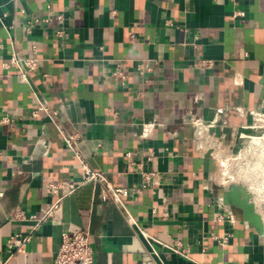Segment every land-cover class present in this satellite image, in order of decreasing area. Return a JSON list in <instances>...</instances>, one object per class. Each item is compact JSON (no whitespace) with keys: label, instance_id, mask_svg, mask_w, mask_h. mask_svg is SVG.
<instances>
[{"label":"crops","instance_id":"0c3cea01","mask_svg":"<svg viewBox=\"0 0 264 264\" xmlns=\"http://www.w3.org/2000/svg\"><path fill=\"white\" fill-rule=\"evenodd\" d=\"M14 52L37 60L27 83L4 67ZM142 62L153 71L140 75ZM40 106L59 112L90 170L130 195L121 206L99 183L80 186L16 254L7 241L32 224L11 213L38 216L56 199L47 184L83 178L47 115L33 117ZM250 111L264 112V0H0V264H53L62 233L79 230L94 264H264V209L250 195L257 230L222 201V157L241 147L232 134ZM196 121L214 123L205 133L220 149H197ZM151 172L157 185L144 189Z\"/></svg>","mask_w":264,"mask_h":264},{"label":"built area","instance_id":"2783aa9c","mask_svg":"<svg viewBox=\"0 0 264 264\" xmlns=\"http://www.w3.org/2000/svg\"><path fill=\"white\" fill-rule=\"evenodd\" d=\"M49 20H45L48 22ZM38 21H35L37 23ZM36 48L35 46L33 47ZM10 66L16 67L19 71L17 73V79L21 83L28 82V73L34 71L37 67L36 59L22 58L17 53L11 55L10 60L4 64V67ZM212 62L209 60L197 61L196 67L200 70H206L211 68ZM138 73L144 75L153 71L151 62H142L137 66ZM115 75L122 76L118 71ZM234 111L242 115L241 108L236 107ZM41 113H44L49 118L50 122L57 128L67 148L72 150L75 154L77 161L83 170L82 182L78 186H56L53 184H47L46 190L50 195L56 197L54 201H51L46 205L45 209L40 212L38 216H27L20 207H17L9 216V221L27 222L31 223L30 230L26 235L14 234L7 241V248L10 251L19 254L23 251L25 245L30 242L33 234L38 230L41 224L45 223L49 218L53 216V212L58 207L62 197L74 192L77 188L88 183H99L103 187L102 197L104 200L113 201L116 204L122 206V199L127 198L130 195V191L121 188L112 187L105 175L100 172H94L90 170L85 163V160L79 154L77 149V137L76 135L66 132L59 122V112L56 110H49L44 106H40L33 112V117H38ZM223 110H219L216 114L215 122L221 120L224 115ZM252 122L248 126H243L241 131L237 134H232L233 138H236L241 142V147L226 156L222 157L220 168L224 184H240L248 193L253 197L255 205L264 209V170L258 167V163L264 165V112L250 111L249 112ZM195 127L202 129L203 134L206 135V128L212 127L214 123L204 126L201 122L196 121ZM260 139L259 142L255 140ZM197 149L208 151H214L221 148L222 141H214L207 135L203 137L202 143H197ZM129 156V155H128ZM144 179L143 188L146 189L151 185H157L156 173H142ZM134 192V191H133ZM139 192V191H136ZM230 222H235V217L230 214L227 216ZM222 219V217H219ZM91 235L88 230H79L74 232H63L62 242L58 252L55 255L53 264H94L95 257L90 242ZM177 252L184 253L183 250H176Z\"/></svg>","mask_w":264,"mask_h":264},{"label":"water","instance_id":"95a60500","mask_svg":"<svg viewBox=\"0 0 264 264\" xmlns=\"http://www.w3.org/2000/svg\"><path fill=\"white\" fill-rule=\"evenodd\" d=\"M222 201L224 205L229 206L238 220L248 223L257 230H262L261 216L253 203L250 202V194L242 185L230 184L222 197Z\"/></svg>","mask_w":264,"mask_h":264},{"label":"bare ground","instance_id":"6f19581e","mask_svg":"<svg viewBox=\"0 0 264 264\" xmlns=\"http://www.w3.org/2000/svg\"><path fill=\"white\" fill-rule=\"evenodd\" d=\"M256 139H257V138H256ZM259 140H260V139H257V140H255V142H259ZM258 167H260V169L264 170V165L258 163Z\"/></svg>","mask_w":264,"mask_h":264},{"label":"rangeland","instance_id":"374dc122","mask_svg":"<svg viewBox=\"0 0 264 264\" xmlns=\"http://www.w3.org/2000/svg\"><path fill=\"white\" fill-rule=\"evenodd\" d=\"M260 208V207H259Z\"/></svg>","mask_w":264,"mask_h":264}]
</instances>
